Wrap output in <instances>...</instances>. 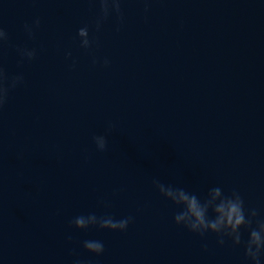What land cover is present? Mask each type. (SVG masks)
Instances as JSON below:
<instances>
[{
  "label": "water",
  "instance_id": "95a60500",
  "mask_svg": "<svg viewBox=\"0 0 264 264\" xmlns=\"http://www.w3.org/2000/svg\"><path fill=\"white\" fill-rule=\"evenodd\" d=\"M121 7L123 23L113 12L97 31V0H0V64L24 76L0 111V264H249L243 244L177 225L180 209L152 181L201 199L235 189L264 217V0ZM89 213L134 221L126 231L70 223Z\"/></svg>",
  "mask_w": 264,
  "mask_h": 264
},
{
  "label": "clouds",
  "instance_id": "9594fccd",
  "mask_svg": "<svg viewBox=\"0 0 264 264\" xmlns=\"http://www.w3.org/2000/svg\"><path fill=\"white\" fill-rule=\"evenodd\" d=\"M100 5V15L97 16L95 25L99 31L103 22L113 13L121 23L124 21V12L122 3L124 0H97ZM147 2V0H146ZM147 7L145 11H147ZM40 25V19L36 18L33 24H25V31L30 37H34L35 28ZM80 46L90 49L94 43V39L90 36L89 27L84 26L78 30ZM9 39L8 32L0 26V46ZM22 58L28 60L35 59L37 50L35 48L18 49ZM71 56V52L67 54ZM96 59L93 63H97ZM104 65L110 64L108 58H104ZM75 64H73V67ZM24 83L22 73L9 76L3 65L0 64V111L7 104L10 92ZM115 127L111 122L108 126L110 132ZM93 141L97 150L105 151L108 148L107 135H95ZM153 185L158 189L160 194L170 200L177 206L179 211L174 215L177 225H183L190 232L196 233L202 238L209 232L215 233L218 242L223 245L225 238L232 241L234 245L244 246V254L249 264H264V217L256 208H246L245 200L239 191L233 189L230 194L220 187H212L208 190L207 195L201 199L195 192L186 190L183 187H177L172 184L162 183L159 179H153ZM105 206L107 207V203ZM210 212L212 215H210ZM134 221L132 216L121 219H115L111 215L97 216L95 213L87 215H79L70 223L76 228L87 230L92 227L100 229H110L113 231H126L129 224ZM242 229L248 232V239H242ZM72 239L71 236L68 237ZM83 247L91 253L101 255L105 251L104 243L100 240H85ZM206 248L207 245H204ZM73 250V255H75ZM73 264H84L83 261L76 259Z\"/></svg>",
  "mask_w": 264,
  "mask_h": 264
}]
</instances>
